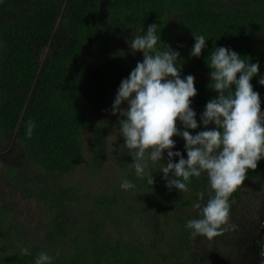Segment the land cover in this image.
<instances>
[{"label": "trees", "instance_id": "trees-1", "mask_svg": "<svg viewBox=\"0 0 264 264\" xmlns=\"http://www.w3.org/2000/svg\"><path fill=\"white\" fill-rule=\"evenodd\" d=\"M154 23L155 49L179 52L181 79L195 78L198 124L215 97V47L258 62L251 84L264 112V0H0V264H35L41 252L52 264H264V159L229 197L223 234L193 238L186 224L202 218L194 205L214 195L207 174L169 191L160 163L149 162L148 184L121 146L120 117L105 114L142 54L126 41ZM200 35L205 48L191 57ZM173 140L186 159L183 139ZM79 172L98 185L86 188ZM125 179L135 187L123 189Z\"/></svg>", "mask_w": 264, "mask_h": 264}, {"label": "clouds", "instance_id": "clouds-1", "mask_svg": "<svg viewBox=\"0 0 264 264\" xmlns=\"http://www.w3.org/2000/svg\"><path fill=\"white\" fill-rule=\"evenodd\" d=\"M156 29L154 23L146 32L142 29V36L126 41L131 54L141 52L143 60L121 81L111 114L120 117L117 124L124 141L121 146L128 150L130 166L138 178L146 177V182L153 185V174L146 170L149 162H159L165 187L186 192L190 178L207 174L214 195L202 208L200 203L194 205L201 210L202 218L189 220L186 228L193 238L199 235L212 239L226 230L222 226L229 220V197L244 183L248 171H254L264 159V112L259 93L251 84L258 75L259 64L226 47H215L208 65L215 97L206 103L198 124L190 106L197 94L195 78L188 75L181 79L183 64L178 65L179 52L165 44L163 50L155 49L158 39L161 41ZM205 44L204 36L194 37L190 56L199 58ZM258 83L264 86V77ZM122 104L127 108L122 109ZM177 121L182 130H178ZM201 125L204 130L192 135L190 130ZM34 126L32 121L28 122L29 136ZM175 136L184 141L186 159L181 152L172 151ZM165 152L166 165L161 163ZM174 157L178 162H173ZM121 187L127 190L135 185L125 179ZM197 195L201 200L204 197L203 192ZM20 254L29 252L21 249ZM52 259L41 252L35 264H52Z\"/></svg>", "mask_w": 264, "mask_h": 264}, {"label": "rangeland", "instance_id": "rangeland-1", "mask_svg": "<svg viewBox=\"0 0 264 264\" xmlns=\"http://www.w3.org/2000/svg\"><path fill=\"white\" fill-rule=\"evenodd\" d=\"M135 57L138 59L139 62H142V60H143V55L142 54H138ZM124 105L127 106L126 104H124ZM111 107H110L109 111L106 112L105 114H109L111 112ZM114 139H115V135L111 136L110 137V143H112V141ZM109 171H110V173H112V167L109 168ZM75 180L83 182L85 184L86 188H89V189H92V190L94 189V187H96L98 185V183L93 184V182H90L84 172H79L77 175H75ZM261 196H263V198H264V192L262 193ZM258 205L259 206L257 208H259V213L257 214V217L261 216L262 212H264V202L263 203L262 202H258ZM256 210L257 209L255 208L254 211H256ZM246 223L247 222H244V224H246ZM249 238H250L249 242L255 240V235H254L253 231H252V233H251ZM260 262H262L261 258H260L259 262L254 261L253 264H261Z\"/></svg>", "mask_w": 264, "mask_h": 264}, {"label": "flooded vegetation", "instance_id": "flooded-vegetation-1", "mask_svg": "<svg viewBox=\"0 0 264 264\" xmlns=\"http://www.w3.org/2000/svg\"><path fill=\"white\" fill-rule=\"evenodd\" d=\"M264 248V247H263Z\"/></svg>", "mask_w": 264, "mask_h": 264}]
</instances>
